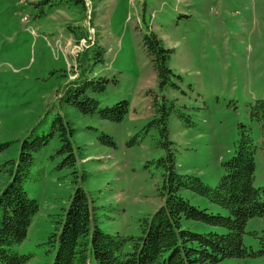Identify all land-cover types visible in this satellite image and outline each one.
<instances>
[{
    "label": "rangeland",
    "instance_id": "1",
    "mask_svg": "<svg viewBox=\"0 0 264 264\" xmlns=\"http://www.w3.org/2000/svg\"><path fill=\"white\" fill-rule=\"evenodd\" d=\"M41 1L0 0V144L10 142L0 151V165L17 158L24 141L48 133L61 114L75 128L79 168L89 172L84 185L100 206L99 226L137 235L138 221L162 203L157 175L144 167L161 151L153 146L154 133L133 147L127 143L153 118L155 97L167 95L193 123L176 115L169 122L181 172L218 184L243 123L257 145L256 185L264 186V110H255L264 105V0H51V6H36ZM149 31L173 49L168 65L176 76L165 89L144 45ZM80 77L109 78L97 99L101 106L129 101L125 118L103 120L63 103L65 89ZM103 132L117 147L101 144ZM59 146L54 138L35 154L26 184L40 203L27 239L18 246L32 254L26 264H53L42 243L72 191L70 171L53 158ZM6 182L1 168L0 190ZM186 195L195 205L214 206L204 197ZM247 229L264 236V217L251 219ZM245 243L259 248L251 234ZM254 262L264 264V258Z\"/></svg>",
    "mask_w": 264,
    "mask_h": 264
},
{
    "label": "trees",
    "instance_id": "2",
    "mask_svg": "<svg viewBox=\"0 0 264 264\" xmlns=\"http://www.w3.org/2000/svg\"><path fill=\"white\" fill-rule=\"evenodd\" d=\"M51 2L42 0L36 6H51ZM143 40L158 85L165 89L176 76L168 65L173 49L165 47L154 31L145 33ZM88 54L84 55L86 59H90ZM98 54L94 55L95 61ZM110 82L105 77H80L65 89L61 100L83 114L120 122L128 114L129 101L101 106L96 96L104 94ZM154 106L153 118L127 143L133 147L154 133L153 146L161 151L160 156L146 161L144 167L157 175L155 190L162 203L138 221L139 234L110 233L99 226L100 206L95 205L84 185L89 172L79 168L75 128L60 114L48 133L31 142L24 141L19 156L0 165V172L3 168L7 175V182L0 190V264H26L31 259L32 254L21 253L18 246L27 239L40 203L29 195L26 184L35 154L54 138L60 146L53 158H60V168L70 171L72 191L54 221V229L42 243L47 253L53 255V264H217L230 258L256 264L255 260L264 258V236L247 229L251 219L264 217V186L256 185L257 145L250 127L240 124L234 154L222 162L224 173L218 184L212 186L199 175L179 170L177 143L170 136L169 122L176 115L185 117L192 125L184 108L167 95L156 96ZM259 108L264 110V105L258 104L255 110ZM256 113L253 110L251 117ZM99 139L101 144L117 147L114 137L105 132ZM9 144H0V151ZM187 192L204 197L218 209L193 204ZM203 225L211 229L203 230ZM247 234L259 241L258 249L245 243Z\"/></svg>",
    "mask_w": 264,
    "mask_h": 264
},
{
    "label": "crops",
    "instance_id": "3",
    "mask_svg": "<svg viewBox=\"0 0 264 264\" xmlns=\"http://www.w3.org/2000/svg\"><path fill=\"white\" fill-rule=\"evenodd\" d=\"M211 209L215 210L217 207L213 206V205H208Z\"/></svg>",
    "mask_w": 264,
    "mask_h": 264
}]
</instances>
